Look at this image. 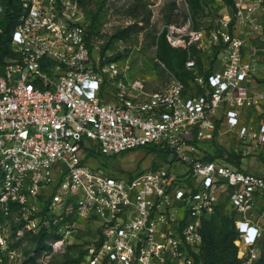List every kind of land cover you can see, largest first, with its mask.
Returning <instances> with one entry per match:
<instances>
[{
    "label": "built area",
    "instance_id": "built-area-1",
    "mask_svg": "<svg viewBox=\"0 0 264 264\" xmlns=\"http://www.w3.org/2000/svg\"><path fill=\"white\" fill-rule=\"evenodd\" d=\"M21 1L15 57L0 62V252L44 234L53 237L41 258L48 264L50 250L87 236L80 264H196L203 220L226 205L239 218L240 264H257L264 172L236 169L209 145L223 122L241 161L264 149V84L244 58L263 31L264 0H235V35L225 23L218 66L203 76L187 63L193 92L175 78L150 94L93 56L76 0ZM142 149L151 161L132 177L91 164L92 153ZM159 155L177 166H154Z\"/></svg>",
    "mask_w": 264,
    "mask_h": 264
},
{
    "label": "rangeland",
    "instance_id": "rangeland-1",
    "mask_svg": "<svg viewBox=\"0 0 264 264\" xmlns=\"http://www.w3.org/2000/svg\"><path fill=\"white\" fill-rule=\"evenodd\" d=\"M76 1L81 10L82 23L91 32L90 47L93 56L96 59L99 58L103 63H116L120 69L127 73L128 80L141 83L144 87L143 91L147 94L166 89L176 78L157 58L158 41L163 33L166 34L167 41L172 48L189 51L191 56L189 62L194 63L195 69L199 70L200 74L218 66L219 53L227 46L221 35L225 23H229L231 36L235 35L234 28H232L236 13L235 0H233L234 9L222 0ZM253 1L243 0V3L250 4ZM261 17L264 20V9ZM217 48L220 49L215 56ZM245 50V60L257 64L256 83L264 84V28L261 34L247 42ZM188 91H194L192 84L189 85ZM108 100L105 99L104 102ZM221 112L222 110L218 111V113ZM245 114L248 122L253 113L245 111ZM225 136L222 137L224 143L220 140L222 145L220 142H216L217 140L211 142L209 145L211 153L219 156L225 151L227 152L228 148L226 147L236 145L233 143L235 139L233 142L227 143L229 135ZM257 151L260 153L259 149ZM148 152L149 150L142 149L115 158L100 156L91 161V164L114 175H127L136 170L143 171L148 167L151 161L147 155ZM163 159V157L154 158L152 164L167 170H172L173 166H177L174 157H165L169 165L163 164ZM243 165L247 166V161ZM220 209L224 214L228 208L221 205ZM238 220L239 218L236 217L235 229ZM75 239L73 238L70 242L73 243ZM85 239L89 238L86 236L80 240L82 245L79 246L68 245L57 251L50 250L48 264H80L83 262L84 249L87 245ZM15 242L16 240H14ZM9 250L14 252L12 258L8 253ZM45 250L47 248H42L36 264H42L41 258ZM8 252L4 251L3 255H0V264H25L24 261L38 253V247L31 237L26 236L22 246L15 248L12 245ZM262 252L263 246L260 247L257 264L262 257ZM44 261L46 262V259Z\"/></svg>",
    "mask_w": 264,
    "mask_h": 264
},
{
    "label": "trees",
    "instance_id": "trees-1",
    "mask_svg": "<svg viewBox=\"0 0 264 264\" xmlns=\"http://www.w3.org/2000/svg\"><path fill=\"white\" fill-rule=\"evenodd\" d=\"M222 1L233 9L235 8L233 0ZM0 3L2 6V12L0 14V62H4L7 59H12L15 57L11 48V40L13 32L22 15L23 7L21 0H0ZM87 31V40L90 46L91 32L89 28ZM219 49L220 48H217L215 56L219 52ZM157 58L165 65L168 70H170L175 75L176 79L182 82L188 89L189 85L193 82L192 71L186 69V64L191 60L189 51L186 49L172 48L167 41L166 34L163 33L158 41ZM214 69L215 67L210 71L203 72L201 75L207 76ZM198 72L201 73L199 70ZM90 157L92 160H96V158H99L100 155L97 153H92ZM159 157L162 156L159 155ZM220 157L227 164L241 170L242 156L240 154L237 155L234 152L225 151L224 154L220 155ZM141 171L142 170H139V172ZM128 175L130 177L133 176L131 173ZM224 206L226 207V205ZM222 212L223 211L221 209V211H218L214 215L203 220V243L196 258V264L241 263V260L238 258V248L235 245V241L238 237L237 231L235 229L236 214L230 209H227L224 214ZM26 236L31 237L29 235H25L23 239L17 241L13 247L17 248L22 246ZM31 239L36 244V247H38V253L24 261L25 264H36L42 248L45 247L44 243L47 240L53 239V237H47L44 234H39L37 236H32ZM261 246H263V252L258 264H264V237L261 241ZM0 255H3V253L0 252Z\"/></svg>",
    "mask_w": 264,
    "mask_h": 264
},
{
    "label": "crops",
    "instance_id": "crops-1",
    "mask_svg": "<svg viewBox=\"0 0 264 264\" xmlns=\"http://www.w3.org/2000/svg\"><path fill=\"white\" fill-rule=\"evenodd\" d=\"M260 86V85H259ZM222 114V112L221 113H219L218 114V116H222L221 115ZM217 127L218 128H220L221 130H220V132H218V134H216V136L217 137H215V141L216 142H220L221 143V141L223 140V138L222 137H224L225 135H224V132L226 131V129H227V126H226V124L225 123H223V122H218V124H217ZM226 137V136H225ZM227 138V137H226ZM230 138V139H229ZM229 138H228V142L227 143H230V142H233L234 141V136H231V135H229ZM225 139V138H224ZM221 140V141H220ZM225 141V140H224ZM223 142V141H222ZM224 143V142H223ZM223 143H221V145L223 144ZM233 143H235V142H233ZM224 146V145H223ZM232 147V145L231 146H229V147H226V148H228L227 149V152H229V149ZM231 150V149H230ZM257 154H258V156H255V155H253V156H249V157H247V158H245L244 160H242L241 161V169L242 170H246V171H248V172H252V173H263L264 172V149H262L261 151H260V153H258V152H256ZM125 159V158H124ZM245 161H247V166H245V165H243L244 163H245ZM243 163V164H242ZM93 166H96V167H98L97 165H94V164H92ZM231 192H227L226 194L227 195H229ZM222 201V200H221ZM259 223H261V222H259Z\"/></svg>",
    "mask_w": 264,
    "mask_h": 264
}]
</instances>
